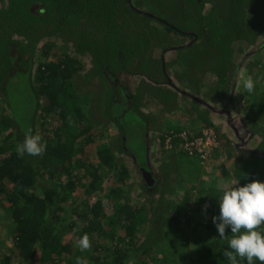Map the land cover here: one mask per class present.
<instances>
[{
    "label": "trees",
    "instance_id": "1",
    "mask_svg": "<svg viewBox=\"0 0 264 264\" xmlns=\"http://www.w3.org/2000/svg\"><path fill=\"white\" fill-rule=\"evenodd\" d=\"M180 1L200 40L198 46L193 41L177 46L174 63L193 83L197 73L204 71V65L209 66L211 56L209 72L216 79L213 88L225 96L231 89V45L236 39L253 43L264 31V13L253 25L246 10L249 0ZM130 2L0 0V213L6 215L8 222L0 239V264H75L76 257L86 258L88 264H180L175 254L188 245L186 229L177 230L181 236L173 239L176 246H165L172 234L166 227L154 233L145 209L131 205L124 190L128 169L116 155L135 157L126 147L128 132L133 129L143 138L146 155L145 134L151 120L141 111L142 89L128 94L116 79L119 74L137 75L142 78L141 86L163 108L176 105L177 94L170 88L164 60L161 56L155 58L152 49L173 48L169 34L181 37L187 30L168 19L138 13ZM208 3L213 8L205 13ZM174 7L167 4L168 9ZM152 20L161 29L149 24ZM51 39L69 44L75 56L55 52L54 43L48 42ZM38 48L41 61L34 67ZM80 57H86L90 65L82 80L100 83L102 117L119 131L116 155L107 142L94 141L97 132L87 122L84 109L87 97L76 93L74 80L82 70ZM199 64L203 69L198 68ZM255 109V114L264 118V83ZM201 118L204 120L203 115ZM51 122L54 129L50 128ZM37 125L41 128V142L47 145L45 151L39 156H18L17 145L23 142L27 130L35 134ZM166 125L162 139L169 135L172 143L180 142L183 129L169 121ZM262 128L255 133L260 137L257 147L241 150L255 161H264ZM218 143L221 147V141ZM178 154L190 156L183 149ZM88 155L95 158V163L88 160ZM136 163L144 165L145 158ZM220 175L223 179L232 178L224 165ZM106 176L113 183L107 194L100 196L98 191ZM142 189L150 194L155 215L157 204L152 198L158 196L157 190ZM80 195L87 202L77 203ZM208 196L215 210L207 213L204 207H193L194 213L204 214L208 222L204 229L207 235L198 233L199 241L192 246L190 256L187 254L185 260L189 264L224 256V243L231 238L228 229L223 239L210 232L212 217L219 215V203L214 204L213 199H217ZM200 199L204 200L201 195ZM188 205V199L180 201L174 212L185 210ZM187 219L185 216L180 223L190 225ZM85 233L92 246L81 252L76 241ZM3 242L10 244L7 251L2 250ZM182 260L181 264L185 261Z\"/></svg>",
    "mask_w": 264,
    "mask_h": 264
},
{
    "label": "rangeland",
    "instance_id": "2",
    "mask_svg": "<svg viewBox=\"0 0 264 264\" xmlns=\"http://www.w3.org/2000/svg\"><path fill=\"white\" fill-rule=\"evenodd\" d=\"M130 3L132 4V8L138 13L144 14L147 17L151 15L154 19H168L170 22L178 24L187 30L186 34L181 37L169 34L173 48L169 47V49L164 50L160 47H154L152 49V55L155 58L161 56L164 60L166 72L171 82L170 88L177 94L176 105L163 108L146 91V87L141 86L142 78L137 75L124 76L123 74H119L116 79L125 87L128 94L136 93L138 88L142 89L141 111L149 116L151 120L149 129L145 134L146 155L143 153V138L134 129L128 132L126 147L135 157L129 154L116 155L117 143L120 138L119 131L116 125L105 117H102L100 96L102 90H100V83L98 81L94 82L95 80L90 82L82 80V76L90 69L86 57L78 59L82 70L75 77L74 84L77 95L81 98L87 97L84 109L87 122L97 132V137L94 141L96 144H101L104 141L107 142L110 150L128 169L129 178L124 190L130 204L145 209L147 218L153 222L152 228L155 230L153 231L154 233L160 232L162 227H166L169 231L168 233L172 234L169 237L170 240L164 243L165 246H173V239L181 236L177 230L186 229L187 234H183L188 236V245L184 249H179L178 253L175 254L179 257L178 261L181 264L182 259L185 260L187 258V254L190 256L191 251H193L192 246L199 241L197 234L207 235V230H204L208 222L207 217L201 213H194L193 207L195 204L201 207L207 205L205 211L210 213V211L215 210V207L208 202V195H213L217 199H213V203L215 204L222 195L223 188L230 182L239 181L240 186L254 179L264 182V161L250 159L243 155L241 151H252L257 147L260 137L255 133L260 131L262 126L264 127V118L255 114L258 95L264 83V49L261 48L264 45V31L260 36L256 37L253 43L238 39L232 43L229 55V81L231 89H229L225 96H221L213 88L216 85L214 81L216 79L209 72L213 64L211 56L209 61L212 64L209 63L208 66L206 63L203 67L204 71L197 73L198 76H195L196 81L193 83L185 78L181 72V67L174 63L177 58V50L175 49L177 46H185L192 41L193 43H198L195 44L198 46L200 40L197 38V29L191 22V16L182 7L181 1L155 0L153 3L152 0H131ZM167 4L174 5L175 7L172 10L168 9ZM212 8L213 4L208 3L205 6L204 12L208 13ZM246 10L251 20L250 24L254 25V21L264 13V0H249ZM149 24L161 29V26L153 20ZM50 41L54 43L55 52L58 54L75 56L66 42L59 39L48 40V42ZM39 48L34 58V67L41 61ZM199 67L202 68V65L199 64ZM238 71L252 76L255 81L253 92L248 93L243 88V81L237 75ZM18 87L21 89V86L18 85ZM163 88H165L164 85ZM19 91L18 89L16 90L20 96ZM197 112L203 115L204 120H207L208 123ZM53 121L54 119H52ZM167 121L183 129V131L189 134L190 138L199 137L203 132H212L217 138V142L221 141V147L218 143L216 148L206 153L209 146L205 145L198 152L196 151L197 153L193 154V156L180 155L178 154V151L182 150L180 149V144H178L180 142L167 144L162 139V135L167 130ZM52 122L50 123V128L54 129L55 125ZM40 132L41 128L37 125L35 127V134L40 135ZM215 150L218 152H214ZM144 158L145 164L139 166L136 161L142 162ZM88 160L90 162L93 160V163H95V158L92 155H88ZM223 165L230 169L232 178L223 179L221 177L220 171ZM252 166L253 169H251ZM142 167L148 171L150 180L144 178L145 174ZM248 169L249 172H246ZM154 178H158L159 182L156 183L157 180ZM112 183V178L106 176L98 191L100 196L107 194L108 188ZM143 187H153L152 191L157 190L156 194L158 196L152 198L156 200L157 204L155 215L152 213L150 194L144 192ZM200 195L204 200L200 199ZM185 199L189 200V208L181 210L178 213L177 211L174 212L177 204ZM85 201V196L81 195L76 200L77 203ZM185 216L188 218L187 220L190 222V225L186 226L180 223L181 220L184 221ZM196 223L198 225L195 227ZM211 223L213 228H211L210 232L217 236L216 226L213 222ZM7 224L6 215L0 213V239L4 237V230ZM262 231L264 232V229ZM228 234H231V232ZM3 243L2 250L7 251L6 248L8 249L10 244L8 242ZM227 244L224 243V246H227ZM185 251L186 254L184 253ZM216 257L223 258L216 259ZM214 258L215 260L213 261L204 259V261L201 260L197 264H229L224 256L215 255ZM182 264L189 263L185 260Z\"/></svg>",
    "mask_w": 264,
    "mask_h": 264
},
{
    "label": "clouds",
    "instance_id": "3",
    "mask_svg": "<svg viewBox=\"0 0 264 264\" xmlns=\"http://www.w3.org/2000/svg\"><path fill=\"white\" fill-rule=\"evenodd\" d=\"M237 75L243 81V88L249 93L253 92L255 81L252 76L239 71ZM41 141L39 134H31V130H27L23 142L17 145V155H41L47 147ZM218 202L219 215L213 216L212 222L221 239L226 236V229L231 231L227 248L223 250L229 264H241L242 261H246V264L257 261L264 264V182L254 179L240 186L239 181H232L223 188ZM91 246L87 233L76 241V247L81 252L88 251ZM75 264H88V261L76 257Z\"/></svg>",
    "mask_w": 264,
    "mask_h": 264
},
{
    "label": "built area",
    "instance_id": "4",
    "mask_svg": "<svg viewBox=\"0 0 264 264\" xmlns=\"http://www.w3.org/2000/svg\"><path fill=\"white\" fill-rule=\"evenodd\" d=\"M179 140L180 147L184 151H187L189 155L197 153L201 149V147H204L205 145L209 146L207 147L206 153L209 150H213L218 145L217 138L212 132H203L202 135L199 137L190 138L189 134L183 131L179 134ZM165 141L167 142V144H171L172 138L169 137V135H166Z\"/></svg>",
    "mask_w": 264,
    "mask_h": 264
},
{
    "label": "water",
    "instance_id": "5",
    "mask_svg": "<svg viewBox=\"0 0 264 264\" xmlns=\"http://www.w3.org/2000/svg\"><path fill=\"white\" fill-rule=\"evenodd\" d=\"M142 170L144 171V174H145V175H144V178L147 179V180H148V179L150 180V176L148 175V171H147L144 167H142ZM151 180H152V179H151Z\"/></svg>",
    "mask_w": 264,
    "mask_h": 264
}]
</instances>
